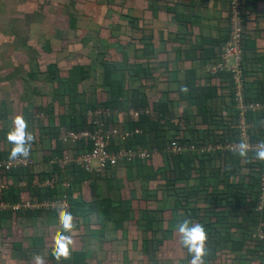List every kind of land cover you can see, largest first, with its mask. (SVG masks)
<instances>
[{"label": "crops", "instance_id": "obj_1", "mask_svg": "<svg viewBox=\"0 0 264 264\" xmlns=\"http://www.w3.org/2000/svg\"><path fill=\"white\" fill-rule=\"evenodd\" d=\"M65 1L67 4L63 5V1L58 3L63 6L61 10H55L56 15H59L58 26L55 25L50 31L49 28L45 29V43L41 45L45 50L50 48L54 53L55 63H58L61 69L72 61L84 67L88 81L84 88L80 89L83 102L95 104L101 101L102 97H107L102 87L106 76L104 66L111 63L117 67L116 75L122 73L121 79L129 78L123 85L121 100L127 101L128 96H133V91L142 84L141 86L145 87L143 91L147 108L152 110L150 117L159 120L162 125L167 126L168 118H171L178 126L180 134L185 137L193 135L203 138L205 133L206 141L219 132L218 126L225 125L230 128L231 135L232 131L236 130L239 139L242 137V131H245L249 139L259 138L261 141L255 142L260 145L264 143V113H248L242 118L227 76L208 75L207 63L203 62L204 54L216 55L227 38L228 0ZM245 1L249 5L243 23L244 102L263 104L264 0ZM35 16L48 20L49 12L39 11ZM134 19H137L136 24ZM149 40L155 50L152 64L146 62L148 56L144 50L145 42ZM26 46L33 49L29 40ZM13 59L23 62L18 57ZM138 65L144 66L143 69L152 71L154 75L134 81L132 68ZM42 76L34 71L32 77L48 87H44L46 91L42 97L45 103H38L36 108L39 99L30 96V89L19 99L26 104L21 116L27 121V130L31 133L38 130L39 136L35 140L40 145L37 147L44 149L37 154L31 153L34 162L31 168L16 169L8 178H1L0 188L5 186L6 195L0 197L13 205L27 200L35 204L43 203L52 199L53 195L49 191H40L38 185L47 178L56 176L59 182L54 190L57 196L67 195L69 209L65 211L72 213L73 227L68 230L63 227L62 216L65 211L49 212L36 209L17 214L13 212L15 216L9 213L12 211L0 212V264H146L136 258L138 255L148 258L147 264H190L192 254L181 244L180 234L176 231L179 223L185 218L192 223L202 224L207 232V254L203 258V264H264V242L259 243L253 238L257 222H262L263 218L260 215L257 217L254 211L252 214V208L247 203L251 201L248 196L239 205L226 201V197L229 198L227 191H230L227 187L239 181V174L249 175L244 179L246 185L256 182L254 177L257 173L249 155L229 154L224 161L218 162L219 176L209 172L207 175L211 178L206 182H200V178L193 180L196 195L188 203L183 219L181 212L172 210L175 199L172 196L167 197L161 190L163 179L151 182L144 179L150 169L167 170L172 162L170 157L174 155L167 150L169 143L165 148L158 150V144L152 142L155 136H148L147 133V137L139 140L137 136L123 140L121 146L115 148L137 146L147 152H156L149 162L136 166L123 165L108 172L92 174L91 182L86 184V173L81 175L76 169L80 167L76 166L62 173L56 166L48 164L52 156H59L61 153L56 148L60 145L59 136L62 129L71 126L68 123L61 129V117L68 119V111L58 102V95L53 86L45 83ZM9 83L8 78L3 81L0 79V87ZM29 85L30 82L24 83L22 89ZM209 86L213 87L214 98L204 99L196 96ZM11 88L12 85H9L7 89ZM190 96L193 98L190 99ZM165 100L169 102L171 116L160 118L156 107ZM66 108H69L71 114L72 107ZM31 109L37 110L42 118H36V112H31ZM119 114L122 124L115 127L122 132H130L124 114ZM143 128L141 125L138 130L143 131ZM171 134L170 129L163 137L169 139ZM46 137L49 141H45ZM143 138L145 141H151L149 146L143 144ZM1 139L9 145L1 144L0 152L3 155L10 153L12 143L6 136ZM16 171L19 172L14 173ZM226 174H230L231 185L219 183ZM158 177L161 178L160 175ZM80 178H84L83 184H76ZM216 181L218 185L213 184ZM232 188L237 189L236 186ZM110 199H113L114 207L116 206L114 209L120 207L119 211L126 212L127 219L134 218L128 221L129 228L127 225L129 245L116 241L122 239L125 232L115 233L114 225L105 219L106 206L101 209L100 204L107 205ZM72 204L73 207L78 206L77 211L73 210ZM145 210L152 211L150 215L154 216L155 220L153 227L149 228L147 219L146 225L137 223L147 214ZM31 220L41 223V226H50L52 234H58L57 238L49 239L42 231L37 236H30L27 230L29 226H24V223L26 221L25 225H29ZM86 221H90L92 225ZM97 223H101V227L93 228ZM62 233L71 237L70 254L66 258L57 255V240ZM149 238L152 245L146 241ZM134 239L138 240L136 247L132 249L130 245H134L131 243ZM140 246L143 254H139Z\"/></svg>", "mask_w": 264, "mask_h": 264}, {"label": "trees", "instance_id": "obj_2", "mask_svg": "<svg viewBox=\"0 0 264 264\" xmlns=\"http://www.w3.org/2000/svg\"><path fill=\"white\" fill-rule=\"evenodd\" d=\"M248 5L249 4L247 3L245 4V11H247ZM242 21L244 23V17H242ZM133 22H135L136 24L137 19L136 20L134 19ZM144 50L146 51L145 53L148 56L146 59V62L152 64V56L154 55L155 50H154V45L152 44V42H150V40L148 42L147 41L145 42ZM46 51L50 52V48L48 47ZM218 54H219V51L216 55L211 54V53L204 54L203 62L207 63V68L208 67L210 68L211 66L216 65ZM104 67H106V76H105L102 87L104 91L106 92L107 99L102 97V100L99 101L98 103L91 104V103L83 102L81 99L82 95H81L80 89L84 88L83 86L88 81V75L84 67L77 64L74 61H72L64 69H61L62 67L60 68L58 63H52L48 65L46 72L42 74L43 80L45 81V83H48L53 86L55 92L58 95V102L60 103V105L64 107V110L66 109L68 111L67 112L69 116L68 119L63 116L61 117V121H60L61 129L64 126H67L69 123V125L71 126L70 128L74 130H85V129L94 130V125L90 124L91 122L90 116H89L90 112L91 113L96 112L100 108H106V109L110 108L113 111V114L105 118L107 129L115 128V125H119L120 123L122 124V121H120L121 114H119L122 112L124 114V119L126 120L127 123H129L130 129L128 131L135 133V136H137L138 140L142 137H147L145 133H147L148 136H155V138H152L154 139V141L152 142L158 144V148H157L158 150L165 148V146L168 145V143L171 144L172 142H177L180 145L193 146L195 150H187L186 152L183 151L181 153L171 155L170 159L172 162H171V165L167 167V170L166 168H161L160 170L150 169L149 173L144 175V179L146 182L160 181L161 179H163V188L161 190L164 192L165 195H167V197L172 196L175 199V203H174L172 210L174 212H181L182 219L184 218V215H186V207L189 206L188 203L190 202V200H192V198L194 199L196 195V193L194 192L195 189L193 188V185H192L193 180H195L196 178H200V182L202 183L206 182L209 178H211V176L207 175L209 172H211L212 175L216 174L217 176H219V174H217L220 168V167H217L219 166L218 162H221L220 160L224 161L225 158L229 156V154H232L233 156H239V154L245 155V156L249 155L251 157V161L253 163L255 173H257V175H255L256 177H254V179H256V182H253V184L246 185L244 183V179L249 177V175L243 173L242 175L239 174L240 176L239 181H237L236 183L232 184L230 182V174L223 175L225 177L223 179H220L219 183L222 185L232 184L231 186L227 187L230 189V191H227L229 192L227 194L229 198L226 197V201L228 203L230 204L235 203L236 205H239L248 196L249 200L251 201L247 203L252 208V214L254 211L257 214L255 215L259 217L260 214L256 212V205H257V199H258V196L260 195V190H261V179L256 169H259V167L264 166V159H257L256 153L254 152L244 151L242 154L241 151L239 150H230L227 148L228 144H232L236 142L240 144L242 143L241 139H239L238 137V133L236 130H233L232 135H231L229 132L230 128L228 126H225V125L218 126L217 129L219 132L214 137L208 138V141H206V139L204 138L205 133L203 135V138L193 136V135H189L185 137L184 135L179 133L178 126L171 121V118H168L169 123L167 124V126H164L159 122V120L156 121L152 117H150L152 114V110L150 108H147L148 106L147 100L144 97V91H143L145 87L141 86L142 84L139 86V88L133 91V96L132 95L128 96V98L126 99L127 101L121 100V97L124 93L123 92L124 90H122L123 85L125 84L127 80H129V78L127 77L126 79H121L123 78L122 73L119 75H116L117 67L112 65L111 63L106 64V66ZM143 68L144 66L142 65H138L132 68L133 73L131 74L134 75V78H135L134 81H139V79L143 80L147 76L150 77L154 75L152 71H149L148 69L145 70ZM124 71L125 70H123V72ZM206 73L210 76L220 75V74L212 75L211 73L207 71V69H206ZM227 80H228V84L230 88L232 87L233 89L231 80L228 78V76H227ZM212 92H213V87L209 86V87L204 88L202 91H200L199 94H197L196 96L197 97L201 96L204 99H211L215 97L214 95H212ZM35 94L39 95L37 93ZM232 94L234 97V92H232ZM192 98L193 96H190V99ZM32 103H34V101ZM168 103L165 100V101H162L161 104H159L156 107V109H158L156 111L159 113L160 118H166V117L171 116L170 106L168 105ZM33 105L31 107H33ZM66 106L72 107L71 114H69V108H66ZM132 107L137 108V109H142V110H149V113L151 114L145 113L141 117H138V118L131 117L129 115V112ZM141 125L144 127L143 131L145 132L141 131L142 133H136V131L139 128H141ZM168 129L169 130L171 129V132H172L171 138L169 139H167L166 137H163L164 134L167 131H169ZM62 131H64V129H62ZM143 134L145 135L142 136ZM206 134L208 135V133ZM145 140L146 139L144 138L142 139V141L144 142L143 144H145V146L147 147L150 145L151 141H145ZM249 140L253 143H257L261 141L259 138H254V139H249ZM127 142L130 143L129 141ZM116 146H121V145L118 142V145ZM207 146H211L212 148L208 150L207 152L202 151L203 149H205L204 147L207 148ZM34 148H36L35 144H33L30 148L31 153L34 151ZM63 148H64L63 145L60 143V145L57 146L56 150L61 152ZM130 148H138V147L131 146ZM77 149L83 150L84 148L80 147ZM167 150L169 151V149ZM152 156L151 158L145 160L144 162H149L152 159ZM10 158H11L10 153L3 155L0 152V160H8ZM142 162L143 161L139 160V161L134 162L133 164H124V165L125 166L127 165L136 166L137 164H142ZM251 167H252V164H251ZM76 169H78L77 171L81 175L86 173L85 175L86 179L80 178L76 182V184L78 183L83 184V181H82L83 179L85 183L86 182L90 183L92 180V176L94 174H100V173H94L92 175V174H89L85 169H81V168H76ZM12 172L13 171L5 174V177L8 178ZM18 172L19 171H16L14 173H18ZM159 175L161 178L158 177ZM213 184L218 185V182L217 181L213 182ZM235 186L237 187V189L232 188ZM54 189L50 192V194L53 195L52 199H55L57 196ZM108 201L109 202H107V205H105L104 203L100 204L102 206L101 209H103L106 206L104 209L105 219H107L114 225L113 227H114L115 233L122 231V233L124 234L125 232L122 239H119L116 241H119L120 243H124V244L128 243L129 245V240H127V238L130 237V235L128 234L129 233L128 221H132V219L134 218L129 217L130 219H127L125 215L126 212L123 213V211L121 212L119 211L121 209L120 207H117L116 208L117 210L114 209L116 206L114 207V202H112L113 199H110ZM72 207H73V204H72ZM77 207H78L77 205H74L73 210L77 211ZM63 211L64 210H56L55 212H63ZM126 211H129V210L126 209ZM145 211L147 212V214L146 215L144 214L142 218L137 221V223L141 222L142 225H146V219H147L148 220L147 224L149 228L153 227L155 220H154V216L150 215V212L152 211L151 210H145ZM26 212L28 211L26 210ZM193 215H194V212H193ZM263 221H264V218H263ZM86 223L91 224L90 221H86ZM257 223L258 225H257V228L254 234L259 228L260 226L259 224L262 222L259 221ZM127 225H128V228H127ZM98 226L101 227V223H97L96 225L93 226V228H98ZM103 227L105 228V226ZM165 234L167 235V232ZM137 240L138 239H134L133 241H131V243L134 244V245H130L132 249L136 247L135 244ZM146 241H148V243L152 245V240L150 238L147 239ZM255 241L257 240L255 239ZM262 242H259V243H262ZM145 244L143 246H145Z\"/></svg>", "mask_w": 264, "mask_h": 264}, {"label": "built area", "instance_id": "obj_3", "mask_svg": "<svg viewBox=\"0 0 264 264\" xmlns=\"http://www.w3.org/2000/svg\"><path fill=\"white\" fill-rule=\"evenodd\" d=\"M245 0H228V36L222 43L216 65L206 68L212 75L224 74L231 80L234 92V99L240 110L241 117L244 118L248 113H264V103H245L244 102V88H245V74H244V39L245 31L242 17H244ZM149 113V110H142L132 107L129 115L131 117H141L143 114ZM113 111L109 108H100L96 112L89 114L90 124L94 125V130H74L66 128L61 132L59 141L63 145V150L59 156H52L48 164L56 166L62 173H66L73 167H80L85 169L89 174L104 173L111 169H116L124 164H133L136 161H145L151 158L152 154L156 152H147L141 148H120L116 149L118 142L121 143L129 140L135 136L133 132H122L119 128L107 129L105 118L112 115ZM136 133H142L137 130ZM124 140V141H123ZM242 143L245 145L244 151L254 152L260 148V144L253 143L249 140L245 131H242ZM240 143L228 144L227 148L230 150H239ZM83 147V150L77 148ZM202 151L207 152L212 147H204ZM187 150H195L191 145H180L177 142H172L169 151L173 154L186 152ZM157 151V150H155ZM31 151L27 157L18 156L8 160H0V175H5L13 170L25 168L29 169L33 165ZM259 167V166H258ZM261 179L260 195L257 199L256 212L264 218V166L256 169ZM260 171V172H259ZM56 176H51L44 180L38 189L49 191V193L57 186ZM4 185V184H2ZM6 192L5 186L0 189V195ZM60 197V196H59ZM47 200L43 203L35 204L31 200L21 202L16 205L5 203L0 197V209L10 210L15 214L22 211H33L36 209H43L45 211L53 212L56 210H68L69 203L67 195L63 197ZM263 223V224H262ZM256 233L253 235L257 242L264 241V221H262Z\"/></svg>", "mask_w": 264, "mask_h": 264}, {"label": "rangeland", "instance_id": "obj_4", "mask_svg": "<svg viewBox=\"0 0 264 264\" xmlns=\"http://www.w3.org/2000/svg\"><path fill=\"white\" fill-rule=\"evenodd\" d=\"M62 1L63 5L67 4L65 0H0V79L3 81L5 78H8L10 81L7 86L0 87L1 146L9 145L1 137H7V134L13 129L14 118L17 115L23 114L26 104L19 98L23 94H26V91L30 89V96L39 99L36 102V108H38V103H45V99L42 97L44 96L43 92L45 93L46 91L44 87L47 86L40 80H35V77L33 78L32 76L34 75V71L39 74L45 73L48 65L55 63L54 53L51 50L50 52L46 51L41 43H45V29L49 28L50 31L55 25L56 27L58 26L57 18L59 15H56L57 12L55 10L63 8V6L58 5ZM39 11L41 13L49 12L48 20H45L44 17L35 16V13H39ZM27 40H29L30 45H33V49L30 46H26ZM14 57L20 58L23 62H16L13 59ZM27 82H30V85L22 89L23 84ZM9 85H12L10 90L7 89ZM34 93L39 94V96L34 95ZM35 109H31V112L34 110L36 112L35 117L41 119L42 117ZM34 132L31 133L34 137L31 145H36L33 153L37 154L44 147L42 149L37 147L40 144L35 139L39 136V133L37 129ZM45 141H49L47 137ZM9 213L15 216L13 212ZM25 223L24 226H29L27 230L30 236H37L40 231L52 240L58 236V234H56L57 236L52 234L51 227H45V224L41 226V223H35L32 220L29 225H25ZM4 247L8 248L6 245ZM139 249L140 254L141 246ZM136 258L146 264L149 263L148 258L144 256L138 255Z\"/></svg>", "mask_w": 264, "mask_h": 264}, {"label": "clouds", "instance_id": "obj_5", "mask_svg": "<svg viewBox=\"0 0 264 264\" xmlns=\"http://www.w3.org/2000/svg\"><path fill=\"white\" fill-rule=\"evenodd\" d=\"M14 125V128L7 134V139L12 143L10 157H27L29 155V151L32 146L31 142L34 137L31 132L27 130V121L23 116L17 115L14 118ZM240 149L243 154L245 149V145L243 143H241ZM256 157L257 159H264V143L260 145V148L256 153ZM2 177H5V175H0V180ZM4 202L7 203L6 201ZM2 211L10 210L0 209V212ZM72 219L71 212L65 211L63 213L62 225L66 230L73 227ZM176 231L180 234L181 244L186 246L188 252L192 254L190 264H203V258L207 254L206 241L208 238L205 227L200 223H192L189 219H185L179 223ZM70 243L71 237L62 233L57 240V255L66 258L70 254Z\"/></svg>", "mask_w": 264, "mask_h": 264}]
</instances>
